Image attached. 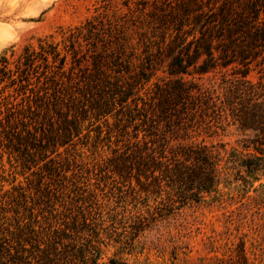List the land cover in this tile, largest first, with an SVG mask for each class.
<instances>
[{
  "label": "rangeland",
  "instance_id": "obj_1",
  "mask_svg": "<svg viewBox=\"0 0 264 264\" xmlns=\"http://www.w3.org/2000/svg\"><path fill=\"white\" fill-rule=\"evenodd\" d=\"M220 2L0 0V55L14 78L0 83V264H47L44 251L61 244L92 248L106 264H236L243 246L245 264H264V175L245 190L221 183L199 201L167 205L164 190L143 191L145 180L124 167L135 122L103 83L142 72L135 96L148 101L154 83L170 79L174 35ZM39 40L56 46L63 67L48 56L15 68ZM210 131L193 139L240 150L234 127Z\"/></svg>",
  "mask_w": 264,
  "mask_h": 264
},
{
  "label": "trees",
  "instance_id": "obj_2",
  "mask_svg": "<svg viewBox=\"0 0 264 264\" xmlns=\"http://www.w3.org/2000/svg\"><path fill=\"white\" fill-rule=\"evenodd\" d=\"M194 21L198 27L174 35L166 66L170 79L155 82L148 101L135 96L137 87L148 81H143L142 72L125 85L103 81L109 87V102L125 108L127 121L135 122L136 140L127 147L124 167H134L136 179L145 180L143 191L164 190L169 206L199 201L204 193H216L221 183L245 190L252 185L250 178L264 175V0H221L207 20L197 13ZM37 47L24 46L14 60L15 68L48 56L63 67L65 57L55 45L39 40ZM9 64V58L0 55V83L14 81ZM253 71L255 80L249 77ZM209 74L207 81L201 80ZM228 126L241 134L240 150L226 152L221 144L193 139L201 130L213 135L217 128ZM257 190L264 199V183ZM61 247L44 251L47 264H106L98 261L100 254L93 255L92 248ZM243 251L241 246L236 264L246 263ZM110 264L122 263L111 260Z\"/></svg>",
  "mask_w": 264,
  "mask_h": 264
}]
</instances>
